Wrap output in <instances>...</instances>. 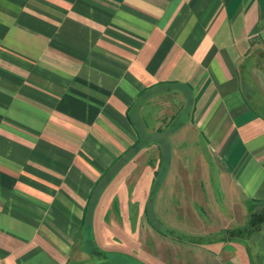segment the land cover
<instances>
[{
    "label": "crops",
    "instance_id": "crops-1",
    "mask_svg": "<svg viewBox=\"0 0 264 264\" xmlns=\"http://www.w3.org/2000/svg\"><path fill=\"white\" fill-rule=\"evenodd\" d=\"M204 168L232 218L264 221V0H0V264H133L139 247L186 264L187 243L119 234L168 200L181 225ZM190 191L215 229L211 193Z\"/></svg>",
    "mask_w": 264,
    "mask_h": 264
},
{
    "label": "rangeland",
    "instance_id": "rangeland-1",
    "mask_svg": "<svg viewBox=\"0 0 264 264\" xmlns=\"http://www.w3.org/2000/svg\"><path fill=\"white\" fill-rule=\"evenodd\" d=\"M188 174L202 177L204 183L200 185H186V189L190 193L187 199L188 214L191 213V215L181 217V222L183 224H179V215L173 214L177 212V210L173 207L171 208L173 204H171L172 200L165 202V204L170 205V212H173L170 217H167L168 215H161L160 210L154 208L151 204L150 207H147L145 215L143 214L139 217V231L132 233L130 229L123 228L122 233L119 234L123 239L122 243H132L133 246L138 243L139 245L140 243H187L186 255L182 254V258H175L177 256V251L179 252L177 248L169 250L172 259L174 258L178 260V262H187L186 264H264V221L261 222L262 219L260 218H255V220H253V218L249 216L241 217L234 215L235 219L232 218V214L230 215L227 212V204L225 201V196L231 194L230 187L225 179L217 175L214 170L210 171L204 168L198 169L197 171L196 169H189ZM200 186H202L204 191L211 193L215 204L218 206V209H220L221 216L219 219L215 220V229L210 230L206 227L202 229L195 227V224L199 223V221H195L196 218L193 213V207H191V202H193L195 198H199V196H195L194 192L191 193L190 190L191 188H196L198 194L200 193ZM121 189L122 188H119L120 191H118L121 192ZM124 192L125 190L122 191V193ZM236 199V202L241 206L243 201L238 197ZM203 202L204 200L199 201L204 208L205 204ZM205 209L207 214L212 213L209 207H205ZM217 213L218 212L215 211V214ZM199 216L202 220L207 219L206 216ZM147 218L153 220V224L151 223V225H149L150 231H147L146 228L148 226L146 225ZM107 237L110 236L107 235ZM106 243L113 242H111L109 238ZM135 247H133L132 250L134 253ZM202 249H204V251L200 253ZM110 250L114 249H109L108 258L123 259L126 257V254L130 253L131 248L124 247L119 249L124 255L123 257L121 256V258L119 252L113 254L114 252L112 253ZM156 251L162 252V248H157ZM171 258L168 259L167 257L170 261L172 260ZM133 264H154L149 260L147 248L139 247L138 256L134 259Z\"/></svg>",
    "mask_w": 264,
    "mask_h": 264
},
{
    "label": "trees",
    "instance_id": "trees-1",
    "mask_svg": "<svg viewBox=\"0 0 264 264\" xmlns=\"http://www.w3.org/2000/svg\"><path fill=\"white\" fill-rule=\"evenodd\" d=\"M132 151H133V149H130V150L126 153L125 156L129 158V157L131 156V154L133 153Z\"/></svg>",
    "mask_w": 264,
    "mask_h": 264
}]
</instances>
